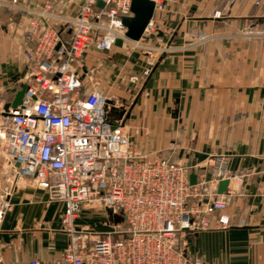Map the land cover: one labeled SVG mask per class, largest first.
<instances>
[{
	"label": "crops",
	"instance_id": "0c3cea01",
	"mask_svg": "<svg viewBox=\"0 0 264 264\" xmlns=\"http://www.w3.org/2000/svg\"><path fill=\"white\" fill-rule=\"evenodd\" d=\"M44 1L18 4L39 9ZM50 1L53 12L73 16L83 0ZM215 10H220L217 17ZM158 24L163 31L149 40L155 52H128L117 45L108 51L88 48L76 66L77 92L95 90L121 105L125 131L149 156L194 164L196 174L212 176L210 157L226 155L230 225L189 237L186 255L201 264H264V0L166 2ZM41 26L40 21L32 40H26L30 16L0 5V96L10 98L11 90L19 89L15 79L27 68L25 51ZM60 31L69 42V29ZM146 67L148 76L129 80ZM97 209L83 208L76 227L97 233L123 229L121 217ZM62 212L60 202L19 176L0 152L3 264H67L69 234L62 228Z\"/></svg>",
	"mask_w": 264,
	"mask_h": 264
},
{
	"label": "built area",
	"instance_id": "2783aa9c",
	"mask_svg": "<svg viewBox=\"0 0 264 264\" xmlns=\"http://www.w3.org/2000/svg\"><path fill=\"white\" fill-rule=\"evenodd\" d=\"M151 1L152 17L141 38L131 40L121 22L132 15L131 0H83L73 16L53 12L50 0L39 9L0 0V5L30 16L26 40H32L43 22L32 48L25 51L27 68L15 79L18 88L26 86L21 104L5 110L14 95L0 96V152L19 176L63 205L67 264H201L199 258L186 255L188 238L230 225L225 213L230 189L216 193L219 180L229 179L226 155L210 157L209 180L201 172L190 184L191 166L134 147L124 129L125 113L119 114L121 105L95 90L77 92L76 66L91 46L108 51L121 39L128 52H155L149 40L161 30L154 16L172 0ZM60 27L69 29V42H63ZM166 50L161 47V52ZM149 73L146 67L129 80L140 81ZM207 184L213 185L211 191ZM83 208H103L121 217L125 228L103 233L77 228L75 220Z\"/></svg>",
	"mask_w": 264,
	"mask_h": 264
},
{
	"label": "water",
	"instance_id": "95a60500",
	"mask_svg": "<svg viewBox=\"0 0 264 264\" xmlns=\"http://www.w3.org/2000/svg\"><path fill=\"white\" fill-rule=\"evenodd\" d=\"M97 4L102 6V2L98 1ZM130 10L132 12L131 16L122 17V25L126 28L125 36L131 40H139L143 33V30L149 21V19L153 15L154 11V2L151 0H131ZM115 45L122 46V40L117 39L115 41ZM59 45H57L58 47ZM26 90V86L24 84L21 85L19 89L13 88L11 92H14V97L10 103L5 105V110L9 107L14 110L16 107L21 104V98ZM120 115L124 113V110L119 112ZM8 115L9 113L6 111L5 113ZM18 165V163L16 164ZM191 166V172L189 174V182L190 184L196 183L197 174L194 171V164H188ZM210 173H207V179H210ZM229 184V179H221L219 180L216 188L217 194L227 193V187Z\"/></svg>",
	"mask_w": 264,
	"mask_h": 264
},
{
	"label": "rangeland",
	"instance_id": "374dc122",
	"mask_svg": "<svg viewBox=\"0 0 264 264\" xmlns=\"http://www.w3.org/2000/svg\"><path fill=\"white\" fill-rule=\"evenodd\" d=\"M169 2H173V3H175L176 2V0H172V1H169ZM215 11H218V10H215ZM215 11H214V13H215ZM219 12H220V10H219ZM162 13V11L161 12H156V15H155V17H154V19H155V21H156V25L160 28V30L161 31H163V29H162V26H161V24H158V16L160 15ZM214 13H213V15H214ZM200 33V32H199ZM158 36V33L156 34V35H151V39H154L153 41H155V38ZM150 44H152V43H150ZM127 47V46H126ZM136 50H138V49H136ZM141 52V51H140ZM141 83V82H140ZM92 210H98V209H92ZM107 212V211H106ZM108 213V217L110 216V217H112L110 214H109V212H107ZM96 219H99V218H97V217H99V216H97V215H95V214H92ZM115 219V218H114ZM117 220H120V218L119 217H117L116 218ZM121 226H122V228H124L125 227V223L122 221L121 222Z\"/></svg>",
	"mask_w": 264,
	"mask_h": 264
}]
</instances>
